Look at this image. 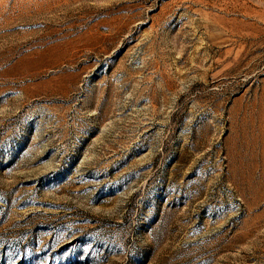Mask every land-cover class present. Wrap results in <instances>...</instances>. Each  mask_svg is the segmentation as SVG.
Returning <instances> with one entry per match:
<instances>
[{
    "label": "rangeland",
    "instance_id": "374dc122",
    "mask_svg": "<svg viewBox=\"0 0 264 264\" xmlns=\"http://www.w3.org/2000/svg\"><path fill=\"white\" fill-rule=\"evenodd\" d=\"M0 264H264V0H0Z\"/></svg>",
    "mask_w": 264,
    "mask_h": 264
}]
</instances>
